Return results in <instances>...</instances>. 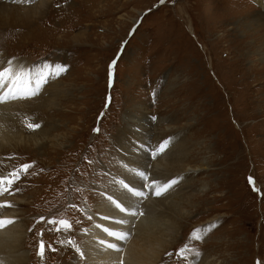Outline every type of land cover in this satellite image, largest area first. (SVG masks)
Masks as SVG:
<instances>
[{
  "label": "rangeland",
  "instance_id": "rangeland-1",
  "mask_svg": "<svg viewBox=\"0 0 264 264\" xmlns=\"http://www.w3.org/2000/svg\"><path fill=\"white\" fill-rule=\"evenodd\" d=\"M49 14L30 28L0 26V56L29 64L35 79L21 96L28 118L13 107L17 124L7 126L21 135L47 128L49 138L0 157L8 186L30 170L27 180L36 183L29 191L39 199L18 214L26 264H86L83 233L112 186L131 179L122 158L135 137L125 115L139 117L142 143L180 144L183 164L199 168L162 207L158 219L173 224L177 238L159 264H264V5L55 0ZM42 72L41 87L59 94L51 108L36 88Z\"/></svg>",
  "mask_w": 264,
  "mask_h": 264
},
{
  "label": "bare ground",
  "instance_id": "bare-ground-1",
  "mask_svg": "<svg viewBox=\"0 0 264 264\" xmlns=\"http://www.w3.org/2000/svg\"><path fill=\"white\" fill-rule=\"evenodd\" d=\"M3 1L7 0H0V26L9 27V30H12L15 26L30 28L32 24L40 22L44 14L54 17V14L50 15L49 12L55 0H8L10 3ZM257 1H260L262 6L264 5V0ZM263 22L262 20L261 24H264ZM190 32H192L191 29ZM28 65L23 64L22 61H13L12 58L0 56V71L8 70L4 72V78L0 81V95L5 97L3 102H0V157L8 156L2 155L6 153L5 148L15 149V146L18 145L19 147H25L29 143L36 145L49 139L47 128L31 134L28 133L29 135H21L16 131L13 132L14 125L10 126L9 124L7 126L9 121L16 123V120H13L14 115L10 112L13 107L18 106L23 109L25 115L22 116V119L24 116H27L26 118L29 116L27 106L30 105V102L27 99V101L22 100L21 97L30 91V84L35 81L34 76H30L32 74ZM45 78L46 72L40 73L36 88H38L40 94L48 95L45 102H47L48 108H51L59 94L52 85H48L50 88L44 87V85L41 87ZM51 87L52 90H50ZM42 100L44 102L45 99ZM17 119H20V117ZM123 122H130L131 124L126 123L128 127L133 125L129 134H133L135 137V139L130 137L133 143L123 149L128 155H124L125 157L122 158V161L126 164L125 168L128 170V177H131V179L126 182L127 187L122 188L121 183L120 185H113L112 190L107 191V199H109L104 202L100 212L98 211L97 216L93 218V226L86 233H83L85 239L81 255L86 264H121V261L122 264H159L162 253L173 246L177 238L176 234L170 232L173 224L165 226V220L158 219L162 207L172 203L174 195L179 197L181 193H184L187 189L185 183L188 175L199 169L183 164L188 155L180 144L176 143L171 148L170 145L157 143L158 141L156 144L152 142L149 145L146 142L142 143L138 139L141 136L140 128L143 126L139 121V117L128 118L125 115ZM24 126L22 127L24 128ZM146 132L156 134L154 129L148 127ZM161 145H164L162 149ZM138 148H141L145 153L142 152L143 155H138ZM38 157H42L39 162L49 164L43 155ZM40 166L36 165L34 169L37 170ZM30 173H32V170L27 171L26 178L23 181L21 179L20 184L17 183L14 186H8L7 182L4 181L5 178H0V181L5 182H2L3 191L0 193V205H2L0 206V218L13 221L0 227V264H26L27 254L22 245L23 240L26 238V229L18 214H22L19 213L20 206L27 208L30 206V202L33 203L39 199L38 194L29 191L33 185H36L32 180H27ZM139 173H143V176ZM153 181L156 182L155 185H153ZM170 181H175V183L171 184L159 196L155 195L159 186L168 184ZM117 182L119 183V181ZM38 183L41 184L40 179ZM16 188H20L17 191L18 194ZM38 189L41 188L38 187ZM129 189H132V191H129ZM41 191H43V188ZM134 192L142 193V195H134ZM26 194L32 200H26ZM117 204L125 211H121L116 206ZM26 211L27 209H25ZM133 213L135 214L133 215ZM109 232L115 235H110ZM109 245L115 247H109Z\"/></svg>",
  "mask_w": 264,
  "mask_h": 264
},
{
  "label": "snow or ice",
  "instance_id": "snow-or-ice-1",
  "mask_svg": "<svg viewBox=\"0 0 264 264\" xmlns=\"http://www.w3.org/2000/svg\"><path fill=\"white\" fill-rule=\"evenodd\" d=\"M113 63H115V61H113ZM111 67H112V65H109V78L111 79V75H112V73H111ZM5 71H8L7 69H5L4 71H0V81H2L3 80V78H4V72ZM13 98H15V97H13ZM5 99V97L3 96V95H0V102H3V100ZM33 127H35V125H33ZM163 146L164 145H161V149L163 148ZM29 167V165H24L23 166V168H25V169H27ZM13 175H15V174H13ZM139 175H141V176H143V173H139ZM16 178L18 179V176H16ZM251 182V181H250ZM12 183V181L11 180H9V184H11ZM155 181H153V185H155ZM173 183H175V181H170L168 184H165V185H163V186H159L158 188H157V190H156V192H155V195H157V196H159L163 191H165V190H167V188L168 187H170V185L171 184H173ZM125 187H127V185H125ZM255 190V189H254ZM2 191H3V188H2V181H0V193H2ZM129 191H132V189H129ZM134 195H137V196H139V195H142V193H139V192H134ZM115 203V202H114ZM0 206H2V205H0ZM118 208H120V210L121 211H125V209L124 208H122V207H120V205L119 204H117L116 205ZM135 213H133V215H134ZM13 221L11 220V219H8V220H5L4 218H0V227H3V226H5V224L6 223H12ZM49 223H54L53 221H49ZM59 223H60V225H62L65 229H69L70 228V225L68 224V222L67 221H64V220H61V221H59ZM109 234L110 235H115L114 233H111V232H109ZM117 238H123V237H117ZM69 243L71 244L72 242L71 241H69ZM49 248H51V245H49L48 246ZM109 247H115L114 245H109ZM39 248H40V250L38 251V253H37V255H39V256H43V248H44V243H43V241H40V243H39ZM185 250H187V246H185V248L184 249H181L180 250V253H178V254H181L183 251H185ZM77 251H79L78 249H77ZM121 264H122V261H121Z\"/></svg>",
  "mask_w": 264,
  "mask_h": 264
},
{
  "label": "water",
  "instance_id": "water-1",
  "mask_svg": "<svg viewBox=\"0 0 264 264\" xmlns=\"http://www.w3.org/2000/svg\"><path fill=\"white\" fill-rule=\"evenodd\" d=\"M40 234H41V232H39V237H40ZM40 241H42V240H38V241H37V248H36V256H37V257H41V256L37 255L38 251L40 250V248H39V243H40ZM43 255H44V248H43ZM42 257H43V256H42Z\"/></svg>",
  "mask_w": 264,
  "mask_h": 264
}]
</instances>
